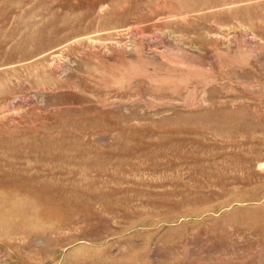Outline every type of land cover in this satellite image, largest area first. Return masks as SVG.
<instances>
[{
  "label": "rangeland",
  "instance_id": "rangeland-1",
  "mask_svg": "<svg viewBox=\"0 0 264 264\" xmlns=\"http://www.w3.org/2000/svg\"><path fill=\"white\" fill-rule=\"evenodd\" d=\"M0 264H264V0H0Z\"/></svg>",
  "mask_w": 264,
  "mask_h": 264
}]
</instances>
